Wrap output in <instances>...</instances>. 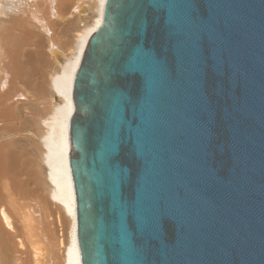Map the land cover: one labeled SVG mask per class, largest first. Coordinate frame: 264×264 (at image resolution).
<instances>
[{
	"label": "water",
	"instance_id": "obj_1",
	"mask_svg": "<svg viewBox=\"0 0 264 264\" xmlns=\"http://www.w3.org/2000/svg\"><path fill=\"white\" fill-rule=\"evenodd\" d=\"M71 102L80 264H264V0H104Z\"/></svg>",
	"mask_w": 264,
	"mask_h": 264
},
{
	"label": "bare ground",
	"instance_id": "obj_2",
	"mask_svg": "<svg viewBox=\"0 0 264 264\" xmlns=\"http://www.w3.org/2000/svg\"><path fill=\"white\" fill-rule=\"evenodd\" d=\"M103 2L0 0V264H80L67 126Z\"/></svg>",
	"mask_w": 264,
	"mask_h": 264
},
{
	"label": "rangeland",
	"instance_id": "obj_3",
	"mask_svg": "<svg viewBox=\"0 0 264 264\" xmlns=\"http://www.w3.org/2000/svg\"><path fill=\"white\" fill-rule=\"evenodd\" d=\"M96 15V11L94 10H92V11H90V13H89V16H90V18H92V17H94ZM55 100H56V102H58V100H59V98H54ZM60 101V100H59ZM46 170H44V173H46L45 172ZM68 228L66 229V231L65 232H67V235H68Z\"/></svg>",
	"mask_w": 264,
	"mask_h": 264
}]
</instances>
